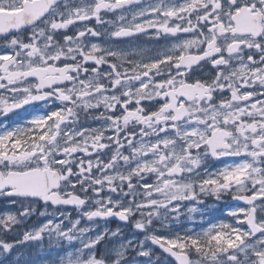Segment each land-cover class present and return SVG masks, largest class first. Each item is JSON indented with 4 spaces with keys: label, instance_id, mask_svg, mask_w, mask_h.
I'll return each mask as SVG.
<instances>
[{
    "label": "snow or ice",
    "instance_id": "6c2138e0",
    "mask_svg": "<svg viewBox=\"0 0 264 264\" xmlns=\"http://www.w3.org/2000/svg\"><path fill=\"white\" fill-rule=\"evenodd\" d=\"M0 203V264H264V0H0Z\"/></svg>",
    "mask_w": 264,
    "mask_h": 264
},
{
    "label": "flooded vegetation",
    "instance_id": "af4514ba",
    "mask_svg": "<svg viewBox=\"0 0 264 264\" xmlns=\"http://www.w3.org/2000/svg\"><path fill=\"white\" fill-rule=\"evenodd\" d=\"M168 39H171V38H168ZM166 40L162 39L158 44L157 42L155 41H148V40H144L143 43H144V46L145 47H149V48H152V47H163L165 46L166 44ZM93 123V125H97L99 122H91ZM235 159H240V158H235ZM209 166L210 167H218L219 166V162L217 161H210L209 162ZM237 203H241L242 202H234V201H231L230 199L226 200L225 202H221L219 205L214 201L212 200V198H207L206 199V204L208 205L207 207V214L205 215V220H208L210 218H212L213 216H221L222 215V211L221 209L225 208V207H231ZM42 210V209H40ZM49 211H54L53 209L49 208ZM73 214H77L75 212H73ZM34 222V219L32 218L30 221H29V224H32ZM84 223H87L86 221H84ZM120 223L116 220H112L107 226L109 228H116L117 225H119ZM189 227H191L192 225L189 224L188 225Z\"/></svg>",
    "mask_w": 264,
    "mask_h": 264
},
{
    "label": "rangeland",
    "instance_id": "374dc122",
    "mask_svg": "<svg viewBox=\"0 0 264 264\" xmlns=\"http://www.w3.org/2000/svg\"><path fill=\"white\" fill-rule=\"evenodd\" d=\"M4 207L5 205L0 203V209H3ZM49 212L52 213L53 215H56L54 211H49ZM76 215L77 214H73V216H76ZM32 218L34 219V222L32 224H29V226L38 225L40 223H43L45 219L50 218V217H39V215H36ZM82 224H84V221H82ZM72 250L74 249L70 248L67 244H65L63 249L50 248L48 245L47 239H45L41 248L32 249L31 251H29L28 249H25L24 252H25V255L30 254L33 257H37L38 264H44L45 261H51L53 259H56L58 253L59 255L63 256L64 254H66L67 251H72ZM49 253H51V255H49Z\"/></svg>",
    "mask_w": 264,
    "mask_h": 264
}]
</instances>
